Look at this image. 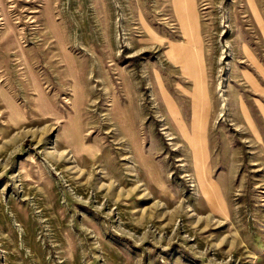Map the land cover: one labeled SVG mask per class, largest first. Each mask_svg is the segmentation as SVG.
<instances>
[{
  "label": "rangeland",
  "instance_id": "374dc122",
  "mask_svg": "<svg viewBox=\"0 0 264 264\" xmlns=\"http://www.w3.org/2000/svg\"><path fill=\"white\" fill-rule=\"evenodd\" d=\"M175 1L0 0V264H264V0Z\"/></svg>",
  "mask_w": 264,
  "mask_h": 264
},
{
  "label": "bare ground",
  "instance_id": "6f19581e",
  "mask_svg": "<svg viewBox=\"0 0 264 264\" xmlns=\"http://www.w3.org/2000/svg\"><path fill=\"white\" fill-rule=\"evenodd\" d=\"M187 2L188 0H176L175 4L181 13V18L191 21L190 25L192 26V31H194L197 25L194 8L188 5ZM190 51L192 52H187L185 57L181 60L182 65L187 68V74H190L195 81V89L194 91H190L194 108L193 133L188 135V139L195 151L196 157L201 159V162L198 163V168L202 170L206 166L205 123L209 108V97L206 88L203 58H199V54L195 50L191 49ZM201 155L204 156V159H202L203 157ZM219 200L223 202L222 196ZM214 204L216 205L217 202Z\"/></svg>",
  "mask_w": 264,
  "mask_h": 264
},
{
  "label": "crops",
  "instance_id": "0c3cea01",
  "mask_svg": "<svg viewBox=\"0 0 264 264\" xmlns=\"http://www.w3.org/2000/svg\"><path fill=\"white\" fill-rule=\"evenodd\" d=\"M182 19V18H181ZM182 21H185V19H182ZM186 73V72H185ZM258 87V86H257ZM194 89H195V81H194ZM194 89L192 90V91H194ZM162 90H163V88H162ZM263 90V92H264V88L262 89ZM190 92V91H189ZM165 94V99H166V102L167 103H169V105H170V108H171V111L175 114V113H177V107H176V105H175V103L171 100V98H170V96L168 95V94H166V93H164ZM192 98V97H191ZM192 105H193V100H192ZM245 110V113H246V118H248L249 120H251V118H250V116L247 114V112H246V109H244ZM193 118H194V108H193V117H192V119H191V132L189 133V134H187V138H188V135H190V134H192L193 133ZM189 140V139H188ZM192 147V146H191ZM192 149H193V147H192ZM193 151H194V149H193ZM194 153H195V151H194Z\"/></svg>",
  "mask_w": 264,
  "mask_h": 264
}]
</instances>
